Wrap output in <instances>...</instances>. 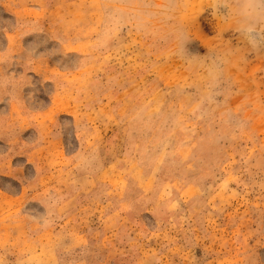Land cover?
<instances>
[{
    "label": "rangeland",
    "instance_id": "obj_1",
    "mask_svg": "<svg viewBox=\"0 0 264 264\" xmlns=\"http://www.w3.org/2000/svg\"><path fill=\"white\" fill-rule=\"evenodd\" d=\"M0 264H264V3L0 0Z\"/></svg>",
    "mask_w": 264,
    "mask_h": 264
},
{
    "label": "clouds",
    "instance_id": "obj_2",
    "mask_svg": "<svg viewBox=\"0 0 264 264\" xmlns=\"http://www.w3.org/2000/svg\"><path fill=\"white\" fill-rule=\"evenodd\" d=\"M261 3H264V0H260Z\"/></svg>",
    "mask_w": 264,
    "mask_h": 264
}]
</instances>
